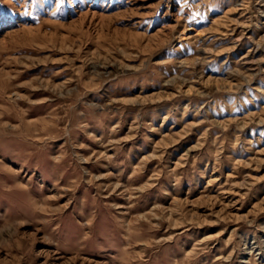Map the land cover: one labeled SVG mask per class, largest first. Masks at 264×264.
Returning <instances> with one entry per match:
<instances>
[{
    "label": "rangeland",
    "instance_id": "374dc122",
    "mask_svg": "<svg viewBox=\"0 0 264 264\" xmlns=\"http://www.w3.org/2000/svg\"><path fill=\"white\" fill-rule=\"evenodd\" d=\"M0 264H264V0H0Z\"/></svg>",
    "mask_w": 264,
    "mask_h": 264
}]
</instances>
